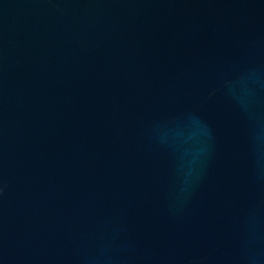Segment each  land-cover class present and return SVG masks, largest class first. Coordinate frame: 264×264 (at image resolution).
I'll return each instance as SVG.
<instances>
[{
    "label": "water",
    "instance_id": "1",
    "mask_svg": "<svg viewBox=\"0 0 264 264\" xmlns=\"http://www.w3.org/2000/svg\"><path fill=\"white\" fill-rule=\"evenodd\" d=\"M0 264H264V0H0Z\"/></svg>",
    "mask_w": 264,
    "mask_h": 264
}]
</instances>
